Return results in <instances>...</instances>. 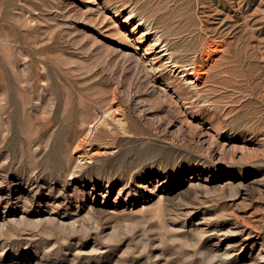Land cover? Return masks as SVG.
I'll list each match as a JSON object with an SVG mask.
<instances>
[{"label": "rangeland", "instance_id": "rangeland-1", "mask_svg": "<svg viewBox=\"0 0 264 264\" xmlns=\"http://www.w3.org/2000/svg\"><path fill=\"white\" fill-rule=\"evenodd\" d=\"M0 125V264H264V0H0Z\"/></svg>", "mask_w": 264, "mask_h": 264}, {"label": "bare ground", "instance_id": "bare-ground-1", "mask_svg": "<svg viewBox=\"0 0 264 264\" xmlns=\"http://www.w3.org/2000/svg\"><path fill=\"white\" fill-rule=\"evenodd\" d=\"M129 16H130V15H129ZM134 29H135V26L133 25V27L131 28V30H134ZM145 32H146V31H145ZM142 33H143V32H142ZM143 35H144V33H143ZM142 38H143V37H142ZM140 40H141V39H140ZM55 44H56V43H55ZM45 46H46V45H45ZM28 48H29V47H28ZM52 48H53V47H52ZM147 49H148V48H147ZM165 49H166V48H165ZM38 50H39V49H38ZM160 50H164V49L161 48ZM145 52H148V50H145ZM37 54H39V53H37ZM40 56H41V55H40ZM42 58H43V57H42ZM173 61H175V60H173ZM174 64L176 65L175 62H174ZM177 64H179V63H177ZM35 65H36V64H35ZM170 65H171V64H170ZM172 65H173V64H172ZM192 65H193V64H192ZM177 66H178V65H177ZM179 66H180V65H179ZM182 66H183V65H182ZM28 70H29V69H27V73L25 74V78L31 76V74H29V71H28ZM182 70H183V69H182ZM186 70H187V68H186ZM40 71H41V70H40ZM44 71H45V70H44ZM183 71H184V70H183ZM192 71H193V70H192ZM188 72H189V71H188ZM182 75H183V76H186L187 73H186V72H185V73L182 72ZM34 76H35V79H36V77H39V76H40L39 72L36 71ZM22 80H23V79H22ZM137 80H138V78H137ZM34 83H35V82H34ZM35 84H36V83H35ZM33 85H34V84H33ZM113 93H115V91H113ZM115 94H116V93H115ZM115 94H114V95H115ZM114 95H113V96H114ZM80 96H81V95H80ZM115 96H116V95H115ZM185 96H186V95H185ZM185 96H184V97H185ZM187 97H188V95H187ZM83 98H84V97H83ZM112 102H113V101H112ZM26 103H28V102H26ZM174 109H176V108H174ZM104 114H105V113H104ZM104 116H105V115H104ZM98 117H101V116H97L96 118H98ZM96 118H95V120H96ZM43 119H44V118H43ZM93 119H94V118L92 117V120H93ZM95 120H93V121H95ZM93 121H92V122H93ZM90 125H93V124L90 123L89 126H90ZM0 126H1V125H0ZM111 127H112V126H110V128H111ZM106 128H107V127H106ZM110 128H109V129H110ZM109 132H111V130H110ZM77 141H78V140H77ZM79 141H80V140H79ZM79 147H80V143H79V142L76 143V141H75V145H74V147H72L73 150L76 151V150L79 149ZM82 155H83V154H82ZM79 156H81V154H79ZM144 178H145V177H144ZM145 179H146V178H145ZM29 180H30V179H29ZM31 181H32V180H31ZM130 182H131V180H130ZM168 182H169V181H168ZM128 184H129V183H128ZM133 184H134V183H133ZM122 185H123V184H122ZM126 185H127V184H126ZM165 186H166V185H165ZM122 187H123V186H122ZM169 189H170V188H169ZM10 191H11V190H10ZM152 192H154V191H153V190L150 191V193H152ZM135 193H136V192H135ZM35 194L40 195L39 192H37V193L35 192ZM127 196H128V195H127ZM143 196H144V195H142V193H141V194H139V195L137 194V196H134V197L131 196V199H133V198H137V197H138V198H142ZM127 198H129V197H127ZM129 200H130V199H129ZM164 206H165V205H164ZM240 233H241V232H240Z\"/></svg>", "mask_w": 264, "mask_h": 264}]
</instances>
